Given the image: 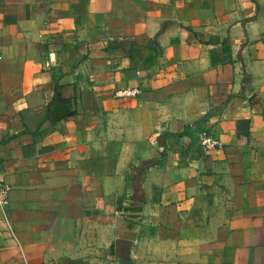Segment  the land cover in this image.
Segmentation results:
<instances>
[{
	"label": "crops",
	"instance_id": "crops-1",
	"mask_svg": "<svg viewBox=\"0 0 264 264\" xmlns=\"http://www.w3.org/2000/svg\"><path fill=\"white\" fill-rule=\"evenodd\" d=\"M0 175V264H264V0H0Z\"/></svg>",
	"mask_w": 264,
	"mask_h": 264
},
{
	"label": "built area",
	"instance_id": "built-area-1",
	"mask_svg": "<svg viewBox=\"0 0 264 264\" xmlns=\"http://www.w3.org/2000/svg\"><path fill=\"white\" fill-rule=\"evenodd\" d=\"M138 94L136 89H124L118 91L116 95L118 97H134ZM197 142L203 152H210L221 149L222 144L213 135L207 131L199 132L197 135ZM9 186L6 185L4 178L0 175V207H6L9 203Z\"/></svg>",
	"mask_w": 264,
	"mask_h": 264
},
{
	"label": "trees",
	"instance_id": "trees-1",
	"mask_svg": "<svg viewBox=\"0 0 264 264\" xmlns=\"http://www.w3.org/2000/svg\"><path fill=\"white\" fill-rule=\"evenodd\" d=\"M112 47H114V48H118L117 45H114V44H112V43H109V45L107 46V50H110ZM209 115H210V114H209ZM206 119H208V115L205 116L204 119H203L202 121L204 122ZM199 127H201V126H199Z\"/></svg>",
	"mask_w": 264,
	"mask_h": 264
}]
</instances>
